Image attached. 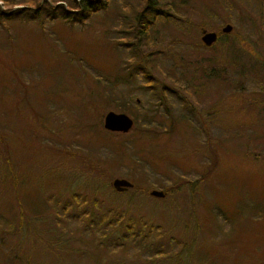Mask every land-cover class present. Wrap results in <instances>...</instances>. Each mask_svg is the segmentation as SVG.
<instances>
[{
  "label": "rangeland",
  "instance_id": "1",
  "mask_svg": "<svg viewBox=\"0 0 264 264\" xmlns=\"http://www.w3.org/2000/svg\"><path fill=\"white\" fill-rule=\"evenodd\" d=\"M131 1L0 18V264H264V0H160L147 37ZM152 51L166 108L136 69Z\"/></svg>",
  "mask_w": 264,
  "mask_h": 264
},
{
  "label": "trees",
  "instance_id": "2",
  "mask_svg": "<svg viewBox=\"0 0 264 264\" xmlns=\"http://www.w3.org/2000/svg\"><path fill=\"white\" fill-rule=\"evenodd\" d=\"M52 1H53V4L51 5L45 0H28V1H26V3L20 4L21 7L16 9V10H13V8H12V6L14 5L12 1H4V4L9 9H8V12H0V18H5L8 15L7 19H10L17 14L21 15L25 12H28L29 9H32L31 6H33V7H35L34 11H37V12L48 9L51 13H54L55 16H57V18H59V20L62 22L65 21V22L70 23V24H76V23L83 24L92 15L98 14V13L106 10V8L110 2V0H68V2L66 3V1L61 0L63 3L58 4L57 2L59 0L58 1L52 0ZM159 1L160 0H136V2H134V3L131 1L130 5L127 6V9L132 10V11H133V8H135V9L137 8V10H136V14H138L137 21H138L139 25H141L140 26V29H141L140 34H144L145 37H147L146 32H148V30L151 29L152 25H153V21L152 20L151 21L145 20V17L150 15L153 19H156V18H159L161 16V13L157 12V11H159V9H158ZM54 3H57V4H54ZM64 4L65 5L68 4L67 5L68 9H65V6H63ZM120 11H123V9ZM163 17L165 19L166 18L167 19L172 18L171 16L165 15V14ZM121 20L123 21V19H121ZM120 25H121V23H120ZM122 25H124V23H122ZM219 38H220V36H218V39ZM130 50L134 51L132 46H130ZM156 55L157 56L160 55V52L159 51H152L148 55H146L145 57H140V59H139L140 62L138 64L136 63V69L145 78V82L142 83L141 85L144 88H147L150 90V94L152 95V98L158 100V105L160 107L166 108L165 102H166L167 95L169 93H172L175 95L176 92L174 91V89L169 88L166 85L164 86L162 84V82H160V80L158 81L156 78H154V76L152 74L147 72V70L143 64L144 61H146V58L151 59V57H154ZM134 58L135 57L132 56L130 59H134ZM124 66H126V67H124ZM129 67L130 66H127L126 63H123V64L120 63L119 68H121V71H123L122 73H124L128 69L127 72L124 74V76L126 78L127 77L128 78L133 77L132 74L134 72L132 70L129 71ZM155 68L158 71H160L159 68L156 67V65H155ZM132 69L134 70L135 67ZM129 72H130V74L128 75ZM177 83L178 82H175V84H177ZM179 88L182 89V86H180ZM161 98L163 99V101L161 100ZM153 107H154V105H153ZM116 108L119 109L118 110L119 112H126L127 111V107L120 105V104ZM107 134H111V133L108 132ZM106 188L112 190L113 187L111 188V187H109V185H106ZM132 189L135 191L139 190L141 192L146 191V190H144V188H142V190H140L141 187H138V186L132 187V188L128 189L127 191H131ZM113 190H115V189L113 188ZM164 193L166 195V192H164ZM93 202L95 203L96 201H93ZM68 208H69L68 205L65 204L61 207V211L64 212ZM18 219H19V221H17V222H19L18 225H19V228H21L22 227V220L27 219V218H26V216L24 217L23 215L21 216V214H19ZM128 233L131 235L133 234L130 227L128 229Z\"/></svg>",
  "mask_w": 264,
  "mask_h": 264
},
{
  "label": "water",
  "instance_id": "3",
  "mask_svg": "<svg viewBox=\"0 0 264 264\" xmlns=\"http://www.w3.org/2000/svg\"><path fill=\"white\" fill-rule=\"evenodd\" d=\"M232 27L230 25H225L221 32L224 34L230 33ZM202 43L210 47L214 42L217 41V34L215 32H203L201 37ZM133 127V120L124 113H115L109 111L105 114L103 118V128L109 132L114 133H127ZM112 187L115 191L121 193L132 187V184L126 179H114L112 182ZM152 197L163 198L164 193L161 191L152 190L150 192Z\"/></svg>",
  "mask_w": 264,
  "mask_h": 264
}]
</instances>
